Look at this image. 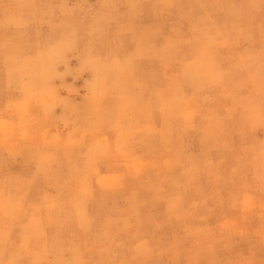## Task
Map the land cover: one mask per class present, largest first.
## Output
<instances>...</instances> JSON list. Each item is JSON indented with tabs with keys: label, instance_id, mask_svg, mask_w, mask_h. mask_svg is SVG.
<instances>
[{
	"label": "rangeland",
	"instance_id": "1",
	"mask_svg": "<svg viewBox=\"0 0 264 264\" xmlns=\"http://www.w3.org/2000/svg\"><path fill=\"white\" fill-rule=\"evenodd\" d=\"M0 264H264V0H0Z\"/></svg>",
	"mask_w": 264,
	"mask_h": 264
},
{
	"label": "bare ground",
	"instance_id": "2",
	"mask_svg": "<svg viewBox=\"0 0 264 264\" xmlns=\"http://www.w3.org/2000/svg\"><path fill=\"white\" fill-rule=\"evenodd\" d=\"M5 12H6V11H5ZM2 19H3V18H2ZM5 19H6V18H5ZM5 19H4V20H5ZM48 51H49V50H48ZM8 53H9V52H8ZM51 54H52V53H51ZM37 55H38V54H37ZM53 56H54V54H53ZM53 56H52V57H53ZM23 57H24V56H23ZM35 57H36V54H35ZM53 58H54V57H53ZM84 61H85V60H84ZM110 61H112V60H110ZM91 64H92V63H91ZM130 64H131V63H130ZM44 65H45V64H44ZM48 67H49V66H48ZM105 67H106V66H105ZM110 68H111V67H110ZM127 71H128V70H127ZM120 72H122V71H120ZM29 73H30V72H29ZM31 73H32V72H31ZM125 73H127V72H125ZM21 74L24 75V73H21ZM51 74H52V73H51ZM123 74H124V72H123ZM19 75H20V74H19ZM49 75H50V74H49ZM107 75H108V74H107ZM126 75H127V74H126ZM126 75H125V76H126ZM108 76H109V75H108ZM123 76H124V75H123ZM27 77H28V75H27ZM27 77H26V78H27ZM105 77H106V76H105ZM8 78H9V77H8ZM39 78H40V77H39ZM118 78H119V77H118ZM42 79H43V78H42ZM48 80H49V79H48ZM7 81H8V80H7ZM8 82H9V81H8ZM19 83H20V82H19ZM30 83H31V82H30ZM26 84H27V83H26ZM31 84H32V83H31ZM33 84H34V83H33ZM44 84H45V83H44ZM16 86H17V85H16ZM22 86H23V85H22ZM25 86H26V85H25ZM37 86H38V85H37ZM113 86H114V85H113ZM17 87H18V86H17ZM27 87H29V86H27ZM31 88H32V87H31ZM34 88H35V87H34ZM38 88H40V87H38ZM38 88H37V89H38ZM115 88H116V87H115ZM26 89H27V88H26ZM26 89H25V90H26ZM109 89H110V88H109ZM109 89H108V90H109ZM111 89H112V88H111ZM27 90L29 91V88H28ZM49 90H50V89H49ZM35 91H36V90L34 89V92H33V93H35ZM42 91H43V90H42ZM96 91H97V88H96ZM113 91H114V90H113ZM22 92H23V90H22ZM36 92H37V91H36ZM37 93H38V92H37ZM51 93H52V92H51ZM97 93H98V92H97ZM93 95H94V94H93ZM42 96H43V95H42ZM97 96H98V95H97ZM50 97H51V96H50ZM39 99H40V98H39ZM98 99H99V98H98ZM31 100H32V99H31ZM47 100H48V99H47ZM172 102H173V101H172ZM44 104H45V103H44ZM155 105H156V104H155ZM175 108H176V107H175ZM173 109H174V108H173ZM107 110H108V109H107ZM168 111H169V110H168ZM170 111H171V110H170ZM163 112H164V111H163ZM165 112H166V110H165ZM165 112H164V113H165ZM165 114H167V113H165ZM165 117H167V115H166ZM183 117H184V116H183ZM168 118H169V117H168ZM169 119H170V118H169ZM84 121H85V120H84ZM97 122H98V121H97ZM190 123H191V122H190ZM186 146H188V145H186ZM107 182H108V181H107ZM105 186H106V185H105ZM192 256H193V255H192ZM197 256H198V255H197ZM235 258H236V257H235Z\"/></svg>",
	"mask_w": 264,
	"mask_h": 264
}]
</instances>
